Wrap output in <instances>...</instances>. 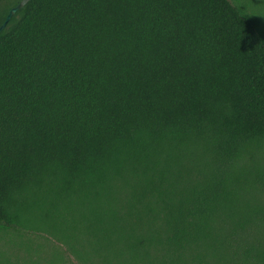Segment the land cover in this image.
Returning a JSON list of instances; mask_svg holds the SVG:
<instances>
[{"label": "trees", "instance_id": "16d2710c", "mask_svg": "<svg viewBox=\"0 0 264 264\" xmlns=\"http://www.w3.org/2000/svg\"><path fill=\"white\" fill-rule=\"evenodd\" d=\"M0 229L79 264H264L256 18L231 0H29L0 32Z\"/></svg>", "mask_w": 264, "mask_h": 264}, {"label": "rangeland", "instance_id": "374dc122", "mask_svg": "<svg viewBox=\"0 0 264 264\" xmlns=\"http://www.w3.org/2000/svg\"><path fill=\"white\" fill-rule=\"evenodd\" d=\"M256 18L264 39V0H231ZM0 264H79L56 240L43 235L0 229Z\"/></svg>", "mask_w": 264, "mask_h": 264}, {"label": "water", "instance_id": "95a60500", "mask_svg": "<svg viewBox=\"0 0 264 264\" xmlns=\"http://www.w3.org/2000/svg\"><path fill=\"white\" fill-rule=\"evenodd\" d=\"M29 0H19L14 6H12L9 10H8V12H7V14H6V16H5V18H4V20H3V22L0 24V32H1V30L6 26V24L8 23V21L11 19V17L19 10V9H21L27 2H28Z\"/></svg>", "mask_w": 264, "mask_h": 264}]
</instances>
